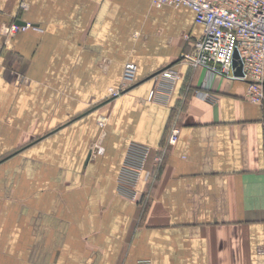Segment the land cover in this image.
Wrapping results in <instances>:
<instances>
[{"label":"crops","instance_id":"1","mask_svg":"<svg viewBox=\"0 0 264 264\" xmlns=\"http://www.w3.org/2000/svg\"><path fill=\"white\" fill-rule=\"evenodd\" d=\"M25 2L0 0V28L37 27L0 32V264H264L263 111L182 58L193 13ZM131 143L150 150L135 201L117 192Z\"/></svg>","mask_w":264,"mask_h":264},{"label":"built area","instance_id":"2","mask_svg":"<svg viewBox=\"0 0 264 264\" xmlns=\"http://www.w3.org/2000/svg\"><path fill=\"white\" fill-rule=\"evenodd\" d=\"M19 1L20 9H26V0ZM151 4L156 9L184 7L193 13L194 23L201 31L198 38L190 41V48L182 54V58L193 68L205 71L209 81L221 77L243 82V98L248 103L261 107L264 119V0H151ZM32 28L34 25L30 22H24V25L12 22L2 25L0 32L10 37ZM183 39L188 41L190 37L184 34ZM235 56L237 65L241 67L240 76L234 74ZM136 71L133 62L124 64L120 86L109 88L111 99L135 83ZM208 90L209 88L197 91V97L215 102L217 98ZM105 121V116L98 119L99 128L104 127ZM178 135V129H172L168 145L174 146ZM149 152L143 145L129 144L117 176V192L121 197L129 201L137 199L136 186Z\"/></svg>","mask_w":264,"mask_h":264},{"label":"rangeland","instance_id":"3","mask_svg":"<svg viewBox=\"0 0 264 264\" xmlns=\"http://www.w3.org/2000/svg\"><path fill=\"white\" fill-rule=\"evenodd\" d=\"M32 11H33V8L31 7L29 12H32ZM29 12H28V13H29ZM168 28H169V29L172 28V25H171L170 23L168 24ZM173 28H174V26H173ZM173 28H172V29H173ZM32 29H37V27H34V28H32ZM199 30H200V29H199V27H197V25L194 26V29H192V35H193V34L195 35V33H199ZM154 32H155V30H154ZM155 33H156V32H155ZM142 34H143V33L140 32V35H142ZM14 35H16V34H14ZM14 35H12V36H14ZM12 36H10V37H12ZM144 37H145V36H144ZM187 48H188V50H189V48H190L188 44H187ZM188 50H187V52H188Z\"/></svg>","mask_w":264,"mask_h":264},{"label":"water","instance_id":"4","mask_svg":"<svg viewBox=\"0 0 264 264\" xmlns=\"http://www.w3.org/2000/svg\"><path fill=\"white\" fill-rule=\"evenodd\" d=\"M16 24H19V25H24V22L22 21H17ZM236 58L237 56H235V60L233 62V66L235 67V75L236 76H240L241 75V67L237 65V61H236Z\"/></svg>","mask_w":264,"mask_h":264}]
</instances>
